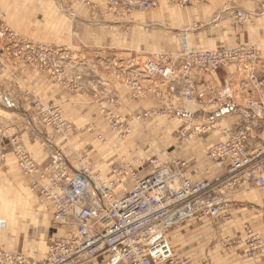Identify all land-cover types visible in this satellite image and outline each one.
I'll return each mask as SVG.
<instances>
[{
  "label": "rangeland",
  "instance_id": "obj_1",
  "mask_svg": "<svg viewBox=\"0 0 264 264\" xmlns=\"http://www.w3.org/2000/svg\"><path fill=\"white\" fill-rule=\"evenodd\" d=\"M251 1L262 3L264 16V0ZM191 2L0 0V247L40 260L52 233L49 206L32 190V182L38 177L21 171L17 150L25 152L39 169L35 156L44 152L55 154L53 167L58 164V153L70 173L85 169L108 176L114 166L131 162L143 176L178 156L177 146L188 140L178 137L181 130L192 129L195 123L204 134L214 130L211 118L198 115H211L219 105L185 102L180 94L181 83L172 89V83H150L135 72L147 60L163 61L176 68L182 52L198 49L190 47L185 38L179 48L174 45V36L182 25L179 19L184 18L181 11L187 16ZM161 3L173 8L159 9ZM236 12H241L242 19ZM233 16L241 24L252 22L251 13L244 9L235 10ZM174 18L177 28L169 29ZM77 19L84 22L78 24ZM63 29L65 37L61 38ZM241 44L255 48L250 41L236 45ZM17 58H21L19 62ZM18 64L20 70L16 69ZM249 89H231V101L244 107ZM180 107L196 116L176 117L173 113ZM55 116L64 122L66 132L59 128L61 124L58 127L54 123ZM223 116L229 124L235 118L232 113ZM214 120V124L221 121L215 116ZM206 151L203 155L207 159ZM128 186L127 182L119 184L116 195L123 194ZM242 187L223 189L222 208L226 199ZM220 214L206 218L220 225L228 218ZM198 223L204 224L205 220ZM249 233L264 239V227L261 231L245 229V254ZM201 236L204 240V234ZM166 238L175 255L189 254L177 249L171 235ZM239 240L225 234L218 238L217 246L225 250ZM206 254L203 249L191 257L200 264Z\"/></svg>",
  "mask_w": 264,
  "mask_h": 264
},
{
  "label": "built area",
  "instance_id": "obj_2",
  "mask_svg": "<svg viewBox=\"0 0 264 264\" xmlns=\"http://www.w3.org/2000/svg\"><path fill=\"white\" fill-rule=\"evenodd\" d=\"M236 16L242 19L241 12ZM260 59L256 49L245 44L188 49L181 53L176 68L147 60L135 72L150 83H172V89L181 83L183 100L192 103L197 102L194 70L229 69L241 89L250 88L244 108L264 120V67L257 70ZM54 123L67 131L60 117L55 116ZM250 131L244 127L207 148V159L225 166L223 175L211 179L190 177L182 160L158 165L143 176L131 162L114 166L108 176L85 169L42 171L17 150L19 168L38 177L32 190L47 203L62 234L48 244L40 260L0 247V264H192L189 258L173 253L166 233L195 216L218 215L226 187L264 185V144L250 149ZM123 182L129 184L128 190L117 196L116 189ZM247 243L246 255L264 253L260 236L249 233Z\"/></svg>",
  "mask_w": 264,
  "mask_h": 264
},
{
  "label": "crops",
  "instance_id": "obj_3",
  "mask_svg": "<svg viewBox=\"0 0 264 264\" xmlns=\"http://www.w3.org/2000/svg\"><path fill=\"white\" fill-rule=\"evenodd\" d=\"M169 8L173 7L161 3L159 9ZM237 9H244L246 12H250L252 22L250 24H241L238 22L233 16L234 11ZM262 11L263 5L259 1L192 0L191 5L187 8L188 15L185 16L183 14L185 12L181 11L184 18L179 19V26L182 25L180 27L178 26L179 32H176L177 34L174 36V40L176 41L174 45L179 48L183 38H185L190 47L198 49L228 47L234 46L239 42L250 41L255 44L253 46L261 57L257 66V70L260 71L264 67V16L262 15ZM75 21L81 24L82 20L77 19ZM158 23H161V21H158ZM110 24L114 25V23ZM188 24H190L189 28L186 27ZM172 25L173 27L169 29L175 30L177 28L175 27L177 26L176 18L173 19ZM62 31L61 38H64V29ZM161 36L163 38V32H161ZM161 36L159 37L161 38ZM156 39L161 43L157 36ZM20 59L17 58V62ZM20 68L21 66L18 64L16 69L20 70ZM26 72H31V69H27ZM192 76L197 83V103L205 105L206 107L219 105V108H213L214 110L211 111V115L208 113H200L201 115H198L199 118H211L213 124L210 127L212 126L214 130H210L207 134H204L197 130L198 127L195 123L194 128L178 132V137H187L188 140L177 146L179 149L178 156H175L176 158L173 161H185L187 173L194 179H211L222 174L225 171V166L224 164L217 165L207 160L203 152L212 143L215 144L220 140H226L233 136L236 131L247 126L251 127L250 149L257 147L259 144L263 145L264 120L256 117L246 108L239 106V103L231 102L233 93L231 89L240 88L237 81L234 80L235 76L231 70L226 68L210 72L194 70ZM179 103L181 104L183 101L179 100ZM181 109L183 108H178L173 114L180 118L181 116H187L189 118L196 116L195 113L188 112L187 109ZM225 112L228 115L232 113L233 117H235L231 119L232 121L228 120L232 122L231 124L222 119L221 116L225 115ZM214 116L218 119L220 118L221 121L214 124ZM181 134L185 135L181 136ZM38 154L35 156V159L42 171H48L57 167V172L62 168L64 172L70 173L63 165V160L58 153H56V163L58 164L55 167L51 165V159L53 160L55 154H46L44 152L39 156ZM257 187L253 183L244 185L241 189H238L234 196L226 199L219 217L228 216V218L222 219L219 222L220 225L214 224L206 216H195L174 226L171 231L169 229L166 236L171 235L172 239L175 240L173 242L174 245L176 247L178 245L177 249L189 253L181 252L179 256L189 257L193 264H198L195 257L193 259L191 255L193 253L198 255L200 250L204 249L207 250V258L200 260V264L203 262L205 264H264L263 254L258 253V256H254L251 259L246 258L247 255L245 254V229L249 227L255 231H261L264 227V187L260 189ZM50 214L52 219V212ZM204 220V224L198 223ZM51 230L52 233L46 241L45 249H47L48 244L53 239L62 234L58 226L54 228L52 220ZM59 232H61L60 235H56ZM202 234H204V240H202ZM225 234L237 236L240 240L235 245L221 250L217 246L218 238H221Z\"/></svg>",
  "mask_w": 264,
  "mask_h": 264
}]
</instances>
